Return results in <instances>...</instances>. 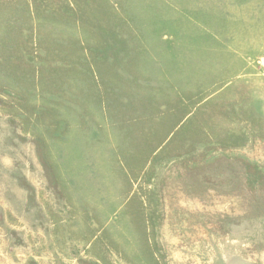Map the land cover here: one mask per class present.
Returning a JSON list of instances; mask_svg holds the SVG:
<instances>
[{
    "label": "rangeland",
    "instance_id": "374dc122",
    "mask_svg": "<svg viewBox=\"0 0 264 264\" xmlns=\"http://www.w3.org/2000/svg\"><path fill=\"white\" fill-rule=\"evenodd\" d=\"M0 264H264V0H0Z\"/></svg>",
    "mask_w": 264,
    "mask_h": 264
}]
</instances>
